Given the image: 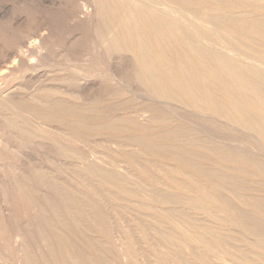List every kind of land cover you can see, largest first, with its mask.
<instances>
[{"label":"bare ground","instance_id":"6f19581e","mask_svg":"<svg viewBox=\"0 0 264 264\" xmlns=\"http://www.w3.org/2000/svg\"><path fill=\"white\" fill-rule=\"evenodd\" d=\"M89 1L98 19L93 28L95 35L108 49L122 47L131 53V62L122 61L123 67L130 69L125 81L145 89L149 100L139 103L130 115H116L109 120L95 118L91 108L68 105L48 91L35 95L40 102L37 108L13 96L1 99L5 93L0 87V116L5 125L22 138L57 141L31 128L30 122H53V115L59 114L71 117L65 124L75 134L92 128L109 141L148 152L159 168L156 172L141 169L153 181L152 186L136 187L147 195L146 203L154 208V217L171 222L169 229L176 234L168 239L162 230L155 232L153 237L163 248L150 249L156 264H264V0ZM32 37L30 34L28 39ZM10 44L16 49L22 45L13 41ZM6 73V69H0V81ZM105 95L121 101L126 108L134 103V97L120 90ZM118 106L110 105L115 111L121 109ZM176 107H183L196 118L199 133L191 136L182 121L168 115L167 111ZM143 113L149 114L148 124L138 120ZM232 141L238 146L229 143ZM55 151L64 157L69 155L56 142ZM132 155H127L128 161L135 160ZM12 156L17 168L7 166L0 180L3 191L9 187L14 194L6 200L8 205L20 202L25 208L35 206L31 189L24 186L33 180L47 185L60 199L67 198L66 190L53 184L40 166L32 164L23 170L18 156ZM86 170L108 183L116 179L110 169L88 163ZM200 178L213 180L219 187L228 186L248 209L219 194L220 206L193 204L196 210L213 214L212 221L207 222L179 205L180 192L155 186L166 183L196 191ZM214 195L213 190L202 191V196L216 200ZM164 203L167 208L161 207ZM18 222L0 213V257L17 259L18 264L46 260L48 252L38 251L34 256L31 246L37 244L40 233L51 250L49 238L40 230L35 233L31 222ZM181 223L189 231L185 236L187 251L176 240L184 237L177 226ZM143 237L146 241L150 238L147 230ZM122 250L129 264H143L133 262L136 253L128 239L122 242ZM84 264L93 263L84 259ZM97 264L108 263L100 259Z\"/></svg>","mask_w":264,"mask_h":264},{"label":"rangeland","instance_id":"374dc122","mask_svg":"<svg viewBox=\"0 0 264 264\" xmlns=\"http://www.w3.org/2000/svg\"><path fill=\"white\" fill-rule=\"evenodd\" d=\"M83 3L87 4L83 6ZM97 23L94 6L89 0H0V69L7 70L4 82L0 81V87L4 89L2 93H5H1V99L13 96L37 108L40 102L35 95L48 91L68 105L91 108L95 118L112 120L116 115L132 114V110L141 105L139 103L149 100L146 98L149 94L135 83L125 81L130 69L123 67L122 61L131 62V53L122 47L108 49L93 31ZM30 34L32 39H28ZM12 41L20 42L21 47L16 49L10 44ZM106 69L110 73L104 71ZM116 90L129 98L134 97L131 107L126 108L127 105L121 101L105 95ZM110 105L121 109L115 111ZM167 113L182 121L191 136L196 135L197 120L183 107ZM148 116V113H143L138 120L148 124ZM53 117V122L34 120L30 125L39 132L54 136L58 142L36 136L22 138L5 125L4 118L0 116V153L4 156L0 160V180L4 178L7 166L17 168V161L12 156L16 154L23 170L32 164L40 166L47 178L56 186L63 187L68 194L62 200L47 185L33 180L24 186L31 189L36 205L25 208L20 202L8 205L6 200L13 197V191L9 187L3 191L0 185V213L13 216L20 225L31 222L35 233L40 230L45 238H49L51 250L46 248L39 233L37 244L31 246V253L35 256L38 251L48 252L49 256L46 260H35L33 264H84V259L93 264L99 263L100 259L108 264H129L130 259L122 250V242L127 239L136 253L133 262L156 264L150 249L163 248L154 239L155 232L162 230L168 239L176 237V234L169 229L171 222L154 217V208L146 203L147 195L136 186H152L153 181L141 169L156 172L159 168L156 167L157 162L137 146L109 141L96 129L86 128L73 133L65 124L71 117L59 114ZM55 142L67 149L68 157L55 151ZM229 143L238 146L234 141ZM130 153L135 157L133 162L127 160ZM88 163L112 170L116 179L110 183L102 180L86 170ZM156 184L162 190L180 192L177 198L179 205L207 222L212 221L213 214L196 210L193 204L205 208L211 204L220 206L219 194L231 198L240 208L248 209L247 205L238 202L228 186L219 187L213 180L201 179L196 191L166 183ZM133 189L137 190L136 194L131 192ZM203 190H213L216 200L202 196ZM161 207L167 208L168 204ZM177 226L184 237L178 236L176 240L186 249L188 228L182 223ZM142 230H147L150 235L148 241L144 239ZM16 261L0 257V264H18Z\"/></svg>","mask_w":264,"mask_h":264}]
</instances>
